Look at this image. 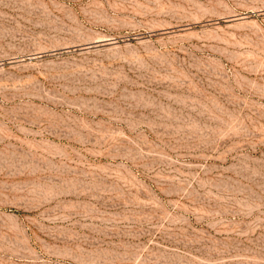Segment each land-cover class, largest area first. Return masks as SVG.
<instances>
[{
  "label": "rangeland",
  "instance_id": "obj_1",
  "mask_svg": "<svg viewBox=\"0 0 264 264\" xmlns=\"http://www.w3.org/2000/svg\"><path fill=\"white\" fill-rule=\"evenodd\" d=\"M0 264H264V0H0Z\"/></svg>",
  "mask_w": 264,
  "mask_h": 264
}]
</instances>
